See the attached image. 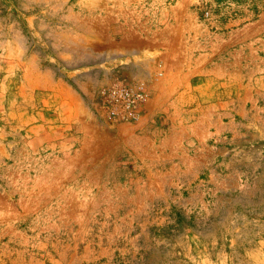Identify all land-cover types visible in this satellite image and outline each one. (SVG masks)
Returning a JSON list of instances; mask_svg holds the SVG:
<instances>
[{
  "label": "rangeland",
  "instance_id": "rangeland-1",
  "mask_svg": "<svg viewBox=\"0 0 264 264\" xmlns=\"http://www.w3.org/2000/svg\"><path fill=\"white\" fill-rule=\"evenodd\" d=\"M0 264H264V0H0Z\"/></svg>",
  "mask_w": 264,
  "mask_h": 264
},
{
  "label": "built area",
  "instance_id": "built-area-1",
  "mask_svg": "<svg viewBox=\"0 0 264 264\" xmlns=\"http://www.w3.org/2000/svg\"><path fill=\"white\" fill-rule=\"evenodd\" d=\"M103 108L108 117L119 122L137 121L147 93L142 83H118L102 93Z\"/></svg>",
  "mask_w": 264,
  "mask_h": 264
}]
</instances>
